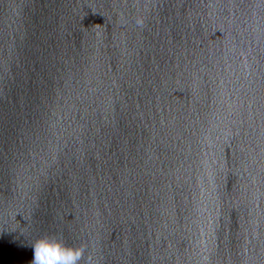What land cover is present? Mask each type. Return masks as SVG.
Masks as SVG:
<instances>
[{"label": "water", "instance_id": "95a60500", "mask_svg": "<svg viewBox=\"0 0 264 264\" xmlns=\"http://www.w3.org/2000/svg\"><path fill=\"white\" fill-rule=\"evenodd\" d=\"M264 264V0H0V264Z\"/></svg>", "mask_w": 264, "mask_h": 264}, {"label": "clouds", "instance_id": "9594fccd", "mask_svg": "<svg viewBox=\"0 0 264 264\" xmlns=\"http://www.w3.org/2000/svg\"><path fill=\"white\" fill-rule=\"evenodd\" d=\"M30 264H78L81 250L66 246L55 236L37 238L31 245Z\"/></svg>", "mask_w": 264, "mask_h": 264}]
</instances>
